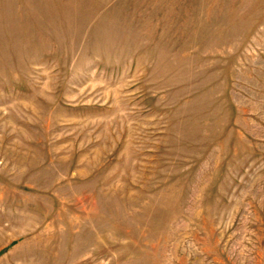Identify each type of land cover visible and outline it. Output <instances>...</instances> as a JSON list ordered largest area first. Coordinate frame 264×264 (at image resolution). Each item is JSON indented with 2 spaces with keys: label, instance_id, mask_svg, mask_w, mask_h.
Returning a JSON list of instances; mask_svg holds the SVG:
<instances>
[{
  "label": "rangeland",
  "instance_id": "rangeland-1",
  "mask_svg": "<svg viewBox=\"0 0 264 264\" xmlns=\"http://www.w3.org/2000/svg\"><path fill=\"white\" fill-rule=\"evenodd\" d=\"M0 264H264V0H0Z\"/></svg>",
  "mask_w": 264,
  "mask_h": 264
}]
</instances>
